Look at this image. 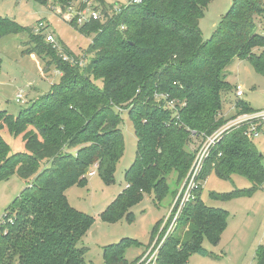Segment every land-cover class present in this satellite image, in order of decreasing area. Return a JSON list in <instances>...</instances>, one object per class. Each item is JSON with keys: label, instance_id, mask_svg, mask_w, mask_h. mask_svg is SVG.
Instances as JSON below:
<instances>
[{"label": "trees", "instance_id": "obj_1", "mask_svg": "<svg viewBox=\"0 0 264 264\" xmlns=\"http://www.w3.org/2000/svg\"><path fill=\"white\" fill-rule=\"evenodd\" d=\"M56 1L67 7L76 0ZM85 1L105 12L113 8L106 0L80 4ZM210 1L141 0L120 5V12L103 23L77 25L72 19L77 30L92 34L83 65L64 44L57 47L45 41V27L34 33L0 15V38L25 31L33 50L45 59L44 70L54 64L60 72L48 93L15 116L0 111V180L16 174L26 182L3 213L7 221L0 225V264H87V248L78 243L94 218L71 206L65 192L74 184L84 185L91 166L104 183L113 182L124 150L121 110L130 118L136 150L124 172L126 187L100 212V219L110 223L124 214L130 218L129 208L145 195L161 201L169 193L171 173L175 196L192 161L193 152L186 146L227 120L221 113V93L230 86L225 67L234 58L243 59L264 77V33L256 31L264 0H231L210 38L204 40L199 20ZM64 55L70 61L63 60ZM155 93L177 100L175 109L167 107L165 99H155ZM233 109L234 116L255 111L242 99L235 100ZM4 127L15 137L21 135L25 151L11 152L1 135ZM245 131L247 126H239L223 133L200 178L213 173L231 180L239 175L250 186L225 193L210 191V198L249 196L262 188L263 155ZM201 192L199 185L161 245L157 264H187L192 254H208L205 240L219 241L228 211L206 205ZM134 243L122 238L105 245L103 264H134L138 257L129 262L124 256ZM255 259V264H264L263 245L255 249Z\"/></svg>", "mask_w": 264, "mask_h": 264}, {"label": "rangeland", "instance_id": "obj_2", "mask_svg": "<svg viewBox=\"0 0 264 264\" xmlns=\"http://www.w3.org/2000/svg\"><path fill=\"white\" fill-rule=\"evenodd\" d=\"M80 1L76 0L74 3ZM123 1L106 0L113 7ZM91 3L92 7L101 9L96 3ZM230 5L231 0L210 1L199 20L204 40L210 38ZM67 7H61L56 0H46L45 5L34 0H0V15L14 20L23 28L32 29L34 33L45 27L43 35L52 34L57 47L64 44L79 55L83 65L86 62L84 51L90 44L92 34L85 35L71 24L73 20ZM39 22H42V26ZM256 23V31L264 33V15L256 18ZM44 61V57L33 50V44L25 31L0 38V111L15 116L21 108L28 107L52 89L59 81L60 72L56 71L54 64L50 65L48 71L44 70ZM223 74L230 86L221 93V113L227 119L221 126L228 125L237 116H234L233 109L236 99L248 102L256 111L264 109V77L248 61L234 58L225 67ZM238 84L242 86L241 97L235 95ZM18 92L22 93L20 101H16ZM121 118L124 150L116 163L113 182L104 183L96 173L95 166H91L86 173L85 184H74L65 192L71 206L94 218L92 227L78 243V247L87 248L84 255L87 264H103L102 248L122 238L135 240L134 245L128 247L124 253L129 262L135 261L140 252L144 251L156 222L155 238L160 237V223L175 197V192H172L176 189L175 176L171 173L167 177L169 193L161 201H157L153 194L145 195L143 200L129 208L130 218L124 214L110 223L100 219V212L126 187L124 172L135 155L136 136L126 111L121 110ZM252 125L261 131L252 139L263 155L264 166V121L257 120ZM1 135L12 153L25 151L21 135H11L6 127L1 130ZM198 139L193 138L186 146L187 149L193 152ZM25 185L24 179L16 174L7 180H0V216ZM200 185L201 199L206 205L228 211L227 225L216 244H210L206 240L203 242V247L208 251L207 255L192 254L187 264H255V249L259 245L264 246V182L261 189L249 196L223 200L210 198L208 194L210 191L225 193L235 188H246L250 186L249 181L239 175H233L231 180H222L211 173L201 179Z\"/></svg>", "mask_w": 264, "mask_h": 264}, {"label": "built area", "instance_id": "obj_3", "mask_svg": "<svg viewBox=\"0 0 264 264\" xmlns=\"http://www.w3.org/2000/svg\"><path fill=\"white\" fill-rule=\"evenodd\" d=\"M140 2L141 0H124L121 4L108 9L106 12L102 9V7L101 9L97 8V6L92 7L93 4L91 3V1H85L84 6H82L80 2H77L76 4L72 2L69 4L67 9L77 25H82L88 21H99L103 23L106 22V19L108 17H111L113 14L120 12V10L122 9H120V5H124L123 7H125L131 3ZM39 25L42 26L41 23ZM45 38L47 42L54 43L52 34H47ZM62 59L70 61V58L66 55H64ZM235 95L236 97H241L243 95L241 85L236 86ZM154 96L157 100H160L161 98L165 99L166 106L171 109H175L177 100L168 99V95L166 93H155ZM21 98L22 93L18 92L16 94V101H20ZM257 120L264 121V109L253 111L250 113L239 114L234 119H232L228 125L220 126L212 133L203 135V137L199 138V142L192 153V161L190 167L177 189L175 197L168 208L166 216L160 223V237L154 238L150 243L147 244L144 251L138 256L134 264H157V256L161 245L164 243L166 238L174 231L185 205L193 199L194 191H196L198 186L201 184L200 175L202 174L203 168L208 158L210 157L213 148L221 140L223 133L228 129L248 124L245 134L248 137L253 138L254 136H257L259 132H261L258 131L257 128L254 127V125H252ZM218 155H220V153H218ZM7 219L11 220L10 217H8ZM6 221L7 220L3 217L2 214V216H0V225H4Z\"/></svg>", "mask_w": 264, "mask_h": 264}, {"label": "crops", "instance_id": "obj_4", "mask_svg": "<svg viewBox=\"0 0 264 264\" xmlns=\"http://www.w3.org/2000/svg\"><path fill=\"white\" fill-rule=\"evenodd\" d=\"M238 85H240V84H238ZM245 102H246V101H245ZM246 103H247V105L250 106V104H248V102H246ZM250 107H251V106H250ZM251 108H252V107H251ZM252 109H253V108H252ZM253 110H254V109H253ZM255 111H256V110H255ZM149 241H150V240H149ZM149 241H148V243H149ZM148 243H147V244H148ZM146 246H147V245H146ZM146 246H145V247H146ZM141 253H142V252H140V254H141ZM140 254H139V255H140ZM139 255H138V256H139ZM138 256H137V257H138ZM137 257H136V258H137Z\"/></svg>", "mask_w": 264, "mask_h": 264}, {"label": "water", "instance_id": "obj_5", "mask_svg": "<svg viewBox=\"0 0 264 264\" xmlns=\"http://www.w3.org/2000/svg\"><path fill=\"white\" fill-rule=\"evenodd\" d=\"M259 155H261V152H259Z\"/></svg>", "mask_w": 264, "mask_h": 264}]
</instances>
